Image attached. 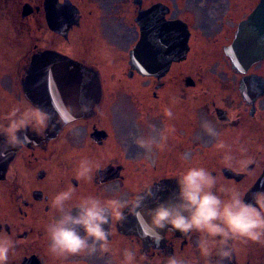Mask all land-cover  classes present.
<instances>
[{"label":"flooded vegetation","instance_id":"1","mask_svg":"<svg viewBox=\"0 0 264 264\" xmlns=\"http://www.w3.org/2000/svg\"><path fill=\"white\" fill-rule=\"evenodd\" d=\"M260 1L0 0V123L14 108H39L49 117L42 136L21 132L22 143L0 158V237L12 243L7 264H123L125 249L136 253V264H168L173 255L185 264H264V242L237 240L230 259L221 260L215 248L205 257L200 233L158 232L148 214L175 199V176L189 166L206 168L217 177V189L235 187L249 202L264 192V56L251 62L227 53ZM154 6L189 34L187 58L164 77L141 76L129 65L145 31L140 15ZM112 35L121 39L113 44ZM209 52L213 60H200ZM55 69L75 77L60 87L63 78L51 81ZM98 76V103L91 98L80 109L45 104L51 82L65 102L67 92L81 96L87 85L94 90ZM111 80L124 85L133 109L113 108ZM55 115L78 117L57 125ZM4 144L0 136V148ZM225 156L232 157V167L225 166ZM83 159L100 165L91 180L77 176ZM147 185L154 196L112 220L109 252L61 258L49 251L46 228L59 215L51 206L57 193L71 189L66 206H74L89 195L130 201Z\"/></svg>","mask_w":264,"mask_h":264},{"label":"clouds","instance_id":"2","mask_svg":"<svg viewBox=\"0 0 264 264\" xmlns=\"http://www.w3.org/2000/svg\"><path fill=\"white\" fill-rule=\"evenodd\" d=\"M5 119L6 124L0 123V136L5 138L0 158L6 156L8 148H16L22 143L21 132L30 130L42 136L49 121L47 113L35 107L14 108ZM209 131L213 129L209 128ZM231 160V156L224 157L226 167H232ZM99 167V164L83 159L77 176L91 180L94 168ZM175 178L179 187L175 199L160 202L148 210L151 224L157 231L178 230L188 236L195 230L200 233L198 247L202 255L209 256L215 248L221 260L231 258L237 240L264 242V192L256 193L254 202H249L235 187L221 185L217 189V177L199 166H189ZM152 189V185L145 186L130 201L89 195L74 206H66L72 199L71 189L57 193L51 199V206L59 215L46 228L49 251L61 258L109 252L112 220L123 219L122 209L129 208L133 213L140 209L145 199L154 196ZM105 225L109 227L106 229ZM11 248V241L0 237V264H7ZM123 264H136V253L125 249ZM168 264L185 262L173 255Z\"/></svg>","mask_w":264,"mask_h":264},{"label":"water","instance_id":"3","mask_svg":"<svg viewBox=\"0 0 264 264\" xmlns=\"http://www.w3.org/2000/svg\"><path fill=\"white\" fill-rule=\"evenodd\" d=\"M145 31L136 46L131 50L129 54V65L133 71H136L141 76L145 77H164L169 72L171 65L175 62L184 61L188 54V38L189 34L186 32L180 24L168 23L161 16L159 8L157 6L152 7L145 13L140 15V22H144ZM227 53L237 60H246L244 56H248V60L251 62L258 61L264 56V0H261L253 11L249 20L241 25V28L237 34V38L233 45L227 49ZM240 69V68H239ZM241 71H247L246 67H242ZM56 73L51 76L55 78L51 81H56L58 77L61 83L60 87L69 85V77H75V74L59 75L58 70H54ZM54 76V77H53ZM80 77V75L78 76ZM84 83L77 82L76 86H83ZM74 85V84H73ZM93 86V85H92ZM57 88L56 85L51 82L49 100L44 101L47 107L50 109H80L79 104L86 100H92V103H98L101 99L102 89L99 76L94 90L90 89V85H87V89H79L78 93L81 94L75 96L74 91L67 92V97L64 102L58 99V93L62 90L54 91ZM82 88V87H81ZM60 97L64 98L61 93ZM53 100V102L51 101ZM43 104L42 99L39 101ZM78 117L70 115H55L53 118H59L57 125H63L69 119Z\"/></svg>","mask_w":264,"mask_h":264},{"label":"rangeland","instance_id":"4","mask_svg":"<svg viewBox=\"0 0 264 264\" xmlns=\"http://www.w3.org/2000/svg\"><path fill=\"white\" fill-rule=\"evenodd\" d=\"M111 40H112V42H113V44L114 43H116V41H117V39H121V38H117L116 36H114V35H112L111 37ZM126 38V37H125ZM107 52H104V54H106ZM114 54V53H113ZM113 54H112V59H114L116 56H113ZM117 56H119L118 54H121L122 56H124V58H125V55L124 54H122V53H115ZM202 55H205L206 56V58H204V57H200V60H207L208 59V56H209V59L210 60H213V56L215 55V54H213V53H202V54H200V56H202ZM192 58L194 59V60H196V59H198V55H196V56H194V55H192ZM110 60V61H113V60ZM126 59V58H125ZM124 59V60H125ZM190 62H191V59L189 60V63L188 64H190ZM124 64H126L125 63V61L123 62ZM190 66V69L191 70H193V66H194V64H191V65H189ZM194 71V70H193ZM195 71H198V73H196L195 75L196 76H198V77H202V75H203V73L201 72V69H200V66H195ZM219 71H221V69L219 70ZM188 72V71H187ZM108 76V78H110L111 76H109V75H107ZM117 76H120V74H119V72H118V75ZM109 87V86H108ZM117 89L115 92H116V96H115V98L113 99V108L115 109V110H117V111H122V110H125V108H127V105H129L128 104V99L129 98H127L126 96H125V92H124V85H122V84H115L112 80H111V88L109 89L108 88V90H113L114 91V89ZM134 107H136V106H134ZM129 108L130 109H133L130 105H129ZM183 127H185V125H183Z\"/></svg>","mask_w":264,"mask_h":264}]
</instances>
